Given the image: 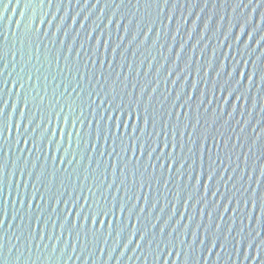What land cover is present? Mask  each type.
<instances>
[{
  "label": "water",
  "instance_id": "water-1",
  "mask_svg": "<svg viewBox=\"0 0 264 264\" xmlns=\"http://www.w3.org/2000/svg\"><path fill=\"white\" fill-rule=\"evenodd\" d=\"M0 264H264V0H0Z\"/></svg>",
  "mask_w": 264,
  "mask_h": 264
}]
</instances>
